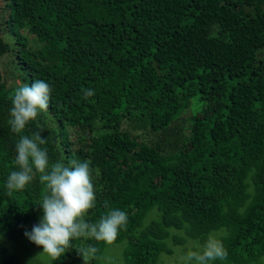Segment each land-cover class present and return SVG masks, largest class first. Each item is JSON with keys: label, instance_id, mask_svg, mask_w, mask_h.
I'll list each match as a JSON object with an SVG mask.
<instances>
[{"label": "trees", "instance_id": "obj_1", "mask_svg": "<svg viewBox=\"0 0 264 264\" xmlns=\"http://www.w3.org/2000/svg\"><path fill=\"white\" fill-rule=\"evenodd\" d=\"M35 79L52 87L49 109L14 133L10 96ZM37 131L50 165L90 163L86 222L127 214L112 242L74 238L51 264H84L78 249L89 246L87 264H100L109 244L123 246V264H158L189 241L199 251L210 234L229 253L211 264L256 263L264 0H0V264H20L5 243L43 217L40 173L11 196L6 188L17 142Z\"/></svg>", "mask_w": 264, "mask_h": 264}, {"label": "clouds", "instance_id": "obj_2", "mask_svg": "<svg viewBox=\"0 0 264 264\" xmlns=\"http://www.w3.org/2000/svg\"><path fill=\"white\" fill-rule=\"evenodd\" d=\"M81 91L85 100L95 95L91 88H82ZM51 93L52 87L42 79H35L31 86L23 84L16 87L10 96L12 107L8 123L11 131L22 133L30 121L36 120L41 112H47ZM41 131L31 137H20L15 146L17 155L14 161L19 170L11 171L6 182L7 194L11 196L13 192L23 190L38 172L40 182L48 190L39 203L43 209L41 221L30 232L26 231L25 235L37 246L43 247L40 256L47 254L53 261L72 247L74 238L112 242L119 230L126 226L127 214L123 210L112 209L98 222H86L84 217L95 206L96 200L90 163L72 159L69 165L62 161L50 165L47 149L40 147L46 143ZM78 250L84 264L96 251L91 246ZM228 254L222 240L210 234L199 251L187 253V259L194 264H211L217 259L226 260Z\"/></svg>", "mask_w": 264, "mask_h": 264}, {"label": "rangeland", "instance_id": "obj_3", "mask_svg": "<svg viewBox=\"0 0 264 264\" xmlns=\"http://www.w3.org/2000/svg\"><path fill=\"white\" fill-rule=\"evenodd\" d=\"M40 221L41 219H39ZM5 246L8 253L18 257L20 264H30V262L31 264H51V258L47 254L40 256L43 249L33 246L27 237L17 241L8 240ZM186 247L188 248L186 253L180 247H175L170 255L163 254L158 264H194V262L188 261L187 253L198 245L194 241H189ZM100 264H123V246L121 244H109L104 250ZM250 264H264V256L256 263Z\"/></svg>", "mask_w": 264, "mask_h": 264}]
</instances>
